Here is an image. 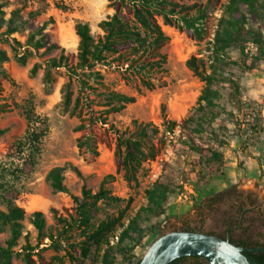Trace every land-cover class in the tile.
<instances>
[{
	"label": "rangeland",
	"instance_id": "obj_1",
	"mask_svg": "<svg viewBox=\"0 0 264 264\" xmlns=\"http://www.w3.org/2000/svg\"><path fill=\"white\" fill-rule=\"evenodd\" d=\"M169 1L173 5L165 7L174 9L173 26L156 15L169 37L160 50L165 71L152 65L157 56L121 51L77 75L67 66L51 69L49 61L78 52V24L88 25L96 40L105 34L101 24L113 17L115 3L126 14L133 0L0 2V50L8 57L0 62V210L12 205L25 211L13 264H26L28 254L36 264H136L162 235L186 228L218 235L231 228L234 240L257 236L264 241V0H251L250 5ZM128 17L130 27L144 35ZM184 17L194 21L200 38L180 28ZM233 18L249 41L245 54L234 42L216 41ZM9 29L16 32L9 34ZM253 34L261 37L260 45ZM191 57L202 61L206 74L213 73L211 104L199 101L205 83L187 67ZM143 79L155 88L147 89ZM112 93L135 102L115 111L122 103ZM253 110L258 116L250 122ZM80 125L91 148L78 147L84 131L77 130ZM142 129L147 138L142 139ZM139 139L154 156L142 162L136 181L130 182L117 162L125 142ZM56 167L64 168L65 193L55 192L47 180ZM102 186L119 200L98 202L92 225L109 217L120 220L108 235L109 243L87 245L90 231L73 219V197H81L83 189L96 193ZM232 186L236 188L229 195L211 202ZM165 190L170 192L166 198ZM53 209L66 225L57 222ZM37 211L46 222L43 236L32 224ZM10 239L5 227L0 245L7 247Z\"/></svg>",
	"mask_w": 264,
	"mask_h": 264
},
{
	"label": "trees",
	"instance_id": "obj_2",
	"mask_svg": "<svg viewBox=\"0 0 264 264\" xmlns=\"http://www.w3.org/2000/svg\"><path fill=\"white\" fill-rule=\"evenodd\" d=\"M2 2V0H0ZM134 4L132 7H127L126 14L123 13L122 7L119 3H115V14L108 21L101 24V27L105 31L103 36H98L95 40L91 33L90 28L86 24H78L76 26V34L80 39V44L77 53L62 54L59 59H51L49 61V67L51 69L60 68L67 66L71 74L77 75L79 71L89 70L92 71L97 65L104 64L108 59V55H116L121 51H133L135 53L142 52V54L149 53L157 56L159 59L155 61L152 65L155 66L157 70L165 71L164 65L166 64V57L160 53V50L166 45L169 37L165 35L162 26L160 25L157 14H162L166 23L169 26H173L171 21V16L174 15V9H166V5H173L169 0H133ZM243 2L244 4L250 5L251 0H233V3ZM177 6V5H175ZM0 3V14H3ZM238 9H235V12ZM199 11L200 16H204V12ZM132 16L133 21L139 25V27L144 31V35L137 29L130 27L129 17ZM185 25L180 27L182 30H186L187 34L194 38H200L196 33L199 29H196L194 21H190L183 18ZM230 29L223 32V37L220 41V34L217 36V43H227L234 42L241 47V53H246L245 44L249 41L243 34L245 30H241L238 20L231 19L228 23ZM195 30V31H193ZM16 30L9 29V34H13ZM253 42L257 45L262 43L260 36L253 34ZM225 46V45H224ZM142 50V51H141ZM8 57L4 51L0 50V62H6ZM202 61L191 57L187 61V67L193 71V73L199 77L204 83L205 88L199 99L200 102H205L211 104V98L213 91L211 86L214 82L213 73L208 75L201 69ZM132 66V65H131ZM130 66V67H131ZM138 70H144V66H137ZM91 74H96L98 78H101L98 72ZM47 80H50V74L46 75ZM143 85L152 90L155 85L151 80L143 79ZM113 98L118 99L122 105L115 107V111L124 109L128 104H133L135 102L134 97H128L125 95H120L112 93ZM71 102L70 93L67 92L65 95V105L68 106ZM3 109L0 107V113ZM186 124V121L183 122ZM175 125V123H172ZM78 131L84 130V126L80 125L77 128ZM4 134L3 130H0V136ZM142 139L147 138L148 134L145 129L141 131ZM88 132L83 131L79 138L78 147L83 149L85 146L91 148L88 140ZM98 141H101V137L95 136ZM142 139L139 140H127L125 142V151L119 156L117 166L118 170L125 172V178L127 181H136V175L143 161L147 160L149 157L153 158V152L148 155L146 153L144 143ZM216 159H220L221 155L215 153L213 155ZM64 168L56 167L52 169L47 177L48 182L55 192L65 193L66 187L64 185ZM236 187L232 186L230 189H226L219 193H216L211 199V202H218L225 196L229 195ZM170 192L164 191V198ZM150 198L153 200L155 196V191L149 192ZM119 199L110 197L109 192L104 189V186L96 192L83 189L81 197H73V202L75 207L72 208L74 212L73 219L80 223L86 230L90 233L86 234L85 244L98 246L101 243H109L108 235L111 234L116 225L119 223L120 218L109 217L107 220L102 221L97 227L92 225V219L95 216L97 203L100 201ZM243 207H240V209ZM241 209V210H242ZM67 211V210H66ZM56 216L57 222L59 224H67V221L62 217L61 212L58 209H53ZM25 218V211L17 206H9L8 211L0 210V232L5 227H9L11 232V239L7 242V247L0 245V264H13V246L17 244L19 239L22 237L23 232V220ZM32 224L35 229L39 232L40 236H43L44 229L46 227L45 218L42 212L37 211L32 215ZM227 228H229L227 224ZM181 231H195L192 229H182ZM198 232V231H195ZM126 231L123 235H126ZM218 237V236H217ZM221 238V237H220ZM124 238L121 236V240ZM225 239V238H222ZM227 240V239H225ZM232 244L241 248H264V241H262L257 236L248 237L245 240H229ZM28 250L34 251V248L27 246ZM86 250V247H83ZM248 258L257 262L258 264H264V252H248L245 254ZM26 264H36L31 254L25 257ZM141 260H138L136 264H140ZM170 264H208L204 259L199 257H185L177 259Z\"/></svg>",
	"mask_w": 264,
	"mask_h": 264
},
{
	"label": "water",
	"instance_id": "obj_3",
	"mask_svg": "<svg viewBox=\"0 0 264 264\" xmlns=\"http://www.w3.org/2000/svg\"><path fill=\"white\" fill-rule=\"evenodd\" d=\"M264 248H241L229 240L195 231H171L158 238L140 264H170L185 257H199L208 264H258L245 254Z\"/></svg>",
	"mask_w": 264,
	"mask_h": 264
},
{
	"label": "flooded vegetation",
	"instance_id": "obj_4",
	"mask_svg": "<svg viewBox=\"0 0 264 264\" xmlns=\"http://www.w3.org/2000/svg\"><path fill=\"white\" fill-rule=\"evenodd\" d=\"M225 228H227L226 224H225ZM195 231H197V230H195ZM198 232H203V231H198ZM203 233H205V232H203ZM209 234L215 235V236H218V237H221V238H225L227 240H232V238L230 236L231 235V228L228 229V233L225 234V235H218V234H213V233H209Z\"/></svg>",
	"mask_w": 264,
	"mask_h": 264
},
{
	"label": "built area",
	"instance_id": "obj_5",
	"mask_svg": "<svg viewBox=\"0 0 264 264\" xmlns=\"http://www.w3.org/2000/svg\"><path fill=\"white\" fill-rule=\"evenodd\" d=\"M258 114L256 110H253L249 113V120L250 122H254L257 118Z\"/></svg>",
	"mask_w": 264,
	"mask_h": 264
},
{
	"label": "crops",
	"instance_id": "obj_6",
	"mask_svg": "<svg viewBox=\"0 0 264 264\" xmlns=\"http://www.w3.org/2000/svg\"><path fill=\"white\" fill-rule=\"evenodd\" d=\"M250 164H251V166H253L252 164H256L257 167L259 168V164H258L257 160H251Z\"/></svg>",
	"mask_w": 264,
	"mask_h": 264
}]
</instances>
